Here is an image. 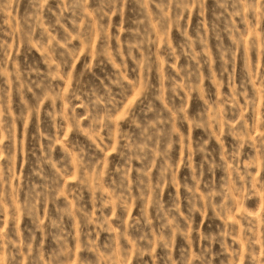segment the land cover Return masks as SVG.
I'll return each mask as SVG.
<instances>
[{"label":"rangeland","instance_id":"374dc122","mask_svg":"<svg viewBox=\"0 0 264 264\" xmlns=\"http://www.w3.org/2000/svg\"><path fill=\"white\" fill-rule=\"evenodd\" d=\"M0 264H264V0H0Z\"/></svg>","mask_w":264,"mask_h":264}]
</instances>
